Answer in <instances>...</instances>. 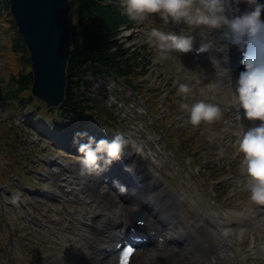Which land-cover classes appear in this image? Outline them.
Listing matches in <instances>:
<instances>
[{
  "label": "clouds",
  "instance_id": "obj_1",
  "mask_svg": "<svg viewBox=\"0 0 264 264\" xmlns=\"http://www.w3.org/2000/svg\"><path fill=\"white\" fill-rule=\"evenodd\" d=\"M244 10L232 7V0H124V10L128 16L138 22L149 14L156 13L164 21H183L194 30L199 26L220 29L219 50L224 51L235 44L243 50L244 68L235 79L236 100L229 107H235L237 115L259 123L237 132L239 137L237 152L244 154L242 172L247 173L244 187L250 191V199L258 205H264V0H246ZM153 42L159 41L162 50L176 49L187 52L194 47V34L186 32H165L153 27L148 33ZM208 46L200 45L198 50H206ZM225 60L230 59L227 55ZM220 63L218 59L215 61ZM223 67V66H222ZM230 74V68L223 67L218 76L223 79ZM231 80V78H230ZM232 81V80H231ZM178 95L187 97L193 91V85L180 77L176 78ZM180 108L188 114V120L194 125L201 121H214L221 118L223 109L217 102L205 99L192 103L180 102ZM73 142L82 153L80 170L91 174L98 169L106 170L114 160H119L132 152L143 153V145L131 140L125 133H114L112 138H97L87 130L77 131ZM129 146L131 151H129ZM129 170L133 164L125 165ZM117 183H119L117 181ZM121 187L124 188L123 185Z\"/></svg>",
  "mask_w": 264,
  "mask_h": 264
},
{
  "label": "trees",
  "instance_id": "obj_2",
  "mask_svg": "<svg viewBox=\"0 0 264 264\" xmlns=\"http://www.w3.org/2000/svg\"><path fill=\"white\" fill-rule=\"evenodd\" d=\"M73 2L79 13V26L75 30L77 44L94 59L104 60L111 57L108 44L113 42L112 37L118 32L121 16L116 14L117 11L113 6L104 5L102 0H73ZM14 82L16 87L11 90L10 95L17 98L21 90L30 86L31 77L23 74L19 80L13 78L12 84ZM84 85L83 70L79 65L71 62L68 98L62 107L64 112L80 116L88 109L86 108L89 104Z\"/></svg>",
  "mask_w": 264,
  "mask_h": 264
},
{
  "label": "rangeland",
  "instance_id": "obj_3",
  "mask_svg": "<svg viewBox=\"0 0 264 264\" xmlns=\"http://www.w3.org/2000/svg\"><path fill=\"white\" fill-rule=\"evenodd\" d=\"M154 18H155V13H153L151 18L147 17L143 21H140V22L137 21V22L148 28L151 20H153ZM160 18H162V17H160ZM5 19H7V16H5V15L0 17V97L4 93V88H5V85L7 83V82L2 81L1 78L4 77V79H6V81H7V78L9 76V73L11 70L10 67H12V65L16 62V57L10 55L8 53L9 47H6V43H5L6 42V34L5 33H9L10 31L8 30V25L3 23V20H5ZM164 23H166V26H168V24H172V21L163 22L162 24H164ZM160 25L161 24H159V28H160ZM135 38H136L135 35H132L128 39V41H126L127 42L126 47H128V49L133 47V43L135 41ZM159 53H160L159 48L153 50L152 56H151L152 57V64L150 67L151 72H150V74H147L144 78H142V80L144 79L143 82H144L145 86H147L149 88L154 87V85L156 86L159 83L158 82L159 81L158 74H156V76L154 74V73H156V70L164 72V75L166 77L170 76V75H167L169 73L168 69H163L162 67H159V66H157V69L154 71V73L152 72V69L155 67L154 61L157 58V55ZM20 58L21 57H17V59H20ZM172 68L175 70V72L177 71L176 70V64L172 65ZM189 73L196 75V76H199L202 74V71L200 69L194 68L192 70H189ZM164 78L165 77H163V79ZM160 82H162V80ZM222 91H223V89H222ZM229 92H232L231 96L232 95L234 96L235 87L232 88V91L230 90ZM227 99H229V97L225 96L224 100H227ZM5 104H7V102L6 103L0 102V128L7 126L6 128L8 129V128H12L14 126V128L16 130H18L23 135V137L25 138V142H31V141H27V139L29 140L31 138H35V139H39L40 137L46 138L45 136L41 135L34 127L27 124V118H26L25 113H21L20 111H18V109H12L9 106L6 107ZM124 110H126V109L123 108V110H121V111H124ZM40 116H41V121L44 122L46 124V126H49L52 131L59 129V123H58V122H60L59 118L46 120L42 116V114ZM67 126L72 127L71 122L69 120H67V121L64 120V128H66ZM64 128H63V130H64ZM45 130H47V129H45ZM151 131H152V129L148 128L146 130V134H143V136L140 137L139 139L146 140ZM26 136H28V137H26ZM46 144H47V142H46ZM36 145H37V143H36ZM44 146H45V143H42L40 148H43ZM24 147L31 148L29 143H27L26 146H22L19 143L17 145L12 144L11 148L8 149V151H12V155L14 157H18L24 152ZM215 151H216L215 148L210 149L209 163H213L215 161L214 155H213V152H215ZM174 162H175V160H174ZM174 162H172L171 165ZM185 162H186V160H185ZM3 164H4V161H2V159H0V169H1ZM71 166L80 167V163L78 161L73 160V162L71 163ZM206 166L208 167V158L204 159L203 157H201L196 164V169L199 167H202L201 169H202V171H204ZM234 166H236V172L237 173L242 172L241 171L242 162L241 163L237 162L236 165L234 162V165H232V166L229 165L226 168V170L230 171V170H232V167H234ZM184 174H185V172H184ZM4 177H5L4 171H0V184L6 182L8 180L7 178H4ZM35 178H38V177H35ZM239 179H240V176L234 178L233 179L234 183H237V181ZM98 187L99 186H97L96 189H94V191H97ZM195 193L198 195V197H204V193L202 191H200L199 189H197ZM210 197H211V194L208 197V199H210ZM255 261H257V259H255Z\"/></svg>",
  "mask_w": 264,
  "mask_h": 264
},
{
  "label": "water",
  "instance_id": "obj_4",
  "mask_svg": "<svg viewBox=\"0 0 264 264\" xmlns=\"http://www.w3.org/2000/svg\"><path fill=\"white\" fill-rule=\"evenodd\" d=\"M19 6L23 8L22 0H17ZM52 5L54 7L58 6L56 0H37L32 6L26 8L25 10H17L15 12L16 16L19 18L22 26L29 32L32 31L35 26H43L47 32L52 36V44L59 36L61 30L64 29V23H67L65 17H58L54 19L47 11V5ZM50 47L46 49V56L43 61H38L40 65L38 71L45 72L48 76L46 78V84L50 83L49 87L44 85V87L49 88L51 94L55 97H61L62 95V85L65 84V74L59 75V69L61 67V57L50 58ZM61 52L58 50L56 53ZM53 57V56H52ZM56 99V98H55Z\"/></svg>",
  "mask_w": 264,
  "mask_h": 264
},
{
  "label": "bare ground",
  "instance_id": "obj_5",
  "mask_svg": "<svg viewBox=\"0 0 264 264\" xmlns=\"http://www.w3.org/2000/svg\"><path fill=\"white\" fill-rule=\"evenodd\" d=\"M213 34H214V36H215V29H213ZM215 39H216V37H215ZM153 154V153H152ZM155 156V154L154 155H151V159L153 158ZM134 168V167H133ZM132 172H134V171H132ZM147 186H148V184H147ZM149 187V186H148ZM144 189L145 188H142V189H140V190H138L137 192L138 193H135L136 195L135 196H138V197H140V196H142V195H144L145 194V191H144ZM134 195V194H133ZM176 199L178 200V198L176 197L175 199H173L172 201H174V202H177L176 201ZM133 201V203L136 205V208L139 206V202L137 201V200H135V199H133L132 200ZM171 200L170 201H166V202H164V200H162V199H160V200H151V202H152V204H153V206H156V208L158 209V208H161V210L160 211H162V212H164V214H165V212H167L166 213V216L164 217L165 218V220L167 221V224H169V225H171V224H180V222H181V217H178L179 219H175V218H173L172 217V215L174 214V211L172 210V206L170 205L171 204V202H172ZM179 201V200H178ZM170 203V204H169ZM101 204L102 205H107V204H112V200H111V197H107L105 200H103V202H101ZM112 207H114V209H116L117 211H111V212H113V214H115L116 212H118V208H115V206L114 205H112ZM104 211H107L108 209H106V208H102ZM129 208L128 207H123L122 208V210H125L124 211V213H121V215H123L124 216V218L127 220V214H126V212H128L129 210H128ZM114 219H117V220H119L120 222H121V218L119 217V215H117V216H114L113 217ZM253 218V216H251L249 219L251 220ZM171 221V222H170ZM213 222H215V220L213 221ZM221 222H223V221H221ZM221 222H219V223H221ZM190 228V227H189ZM194 233H197V231H194ZM184 234H181L180 235V237H182ZM103 236H99L98 238H95V244H98L100 241H101V238H102ZM198 240H200V241H204V239L203 238H201V237H198ZM191 243V241H189V242H187V240L185 241V242H181V243H179L182 247H185L186 245H188V244H190ZM261 248H263V247H261L260 245H252L249 249H247V250H245L244 251V253L246 254V256H250L251 254H253V252L254 251H258L259 249H261ZM238 252H240L241 250L239 249V250H237ZM224 252V251H223ZM181 253H182V255H180V254H171L168 250H166V249H160V259L161 260H163V263L164 264H192V261H190L191 260V258H188V256L185 254V252L183 251V250H181ZM144 255H145V253H144ZM144 255H143V253L141 252L139 255H136V253L134 254V261H129V263H127V264H139V262H141V261H144ZM149 255H151V253H149ZM186 256L189 260H185V261H182V256ZM146 261H149V263H152L153 261H151V260H148V259H146ZM103 264V263H102ZM118 264V263H117ZM119 264H126V258L124 257V258H122V260L120 261V263Z\"/></svg>",
  "mask_w": 264,
  "mask_h": 264
},
{
  "label": "snow or ice",
  "instance_id": "obj_6",
  "mask_svg": "<svg viewBox=\"0 0 264 264\" xmlns=\"http://www.w3.org/2000/svg\"><path fill=\"white\" fill-rule=\"evenodd\" d=\"M129 251H131V249H129Z\"/></svg>",
  "mask_w": 264,
  "mask_h": 264
}]
</instances>
